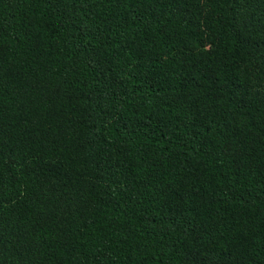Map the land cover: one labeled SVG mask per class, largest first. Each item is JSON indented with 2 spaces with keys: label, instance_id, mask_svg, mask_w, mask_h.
I'll return each instance as SVG.
<instances>
[{
  "label": "trees",
  "instance_id": "trees-1",
  "mask_svg": "<svg viewBox=\"0 0 264 264\" xmlns=\"http://www.w3.org/2000/svg\"><path fill=\"white\" fill-rule=\"evenodd\" d=\"M0 264H264V0H0Z\"/></svg>",
  "mask_w": 264,
  "mask_h": 264
}]
</instances>
